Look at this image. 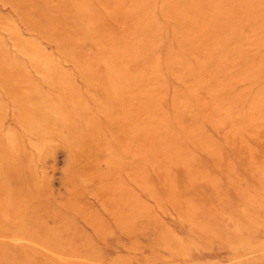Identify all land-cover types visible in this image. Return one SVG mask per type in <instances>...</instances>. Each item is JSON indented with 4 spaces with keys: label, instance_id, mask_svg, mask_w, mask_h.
Listing matches in <instances>:
<instances>
[{
    "label": "rangeland",
    "instance_id": "374dc122",
    "mask_svg": "<svg viewBox=\"0 0 264 264\" xmlns=\"http://www.w3.org/2000/svg\"><path fill=\"white\" fill-rule=\"evenodd\" d=\"M0 264H264V0H0Z\"/></svg>",
    "mask_w": 264,
    "mask_h": 264
}]
</instances>
